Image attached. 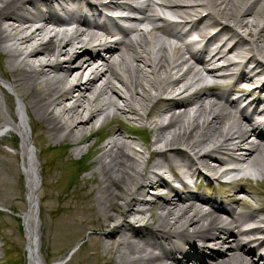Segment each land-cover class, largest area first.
I'll use <instances>...</instances> for the list:
<instances>
[{
	"label": "bare ground",
	"instance_id": "6f19581e",
	"mask_svg": "<svg viewBox=\"0 0 264 264\" xmlns=\"http://www.w3.org/2000/svg\"><path fill=\"white\" fill-rule=\"evenodd\" d=\"M165 1L167 8L163 6L162 12L174 15L177 6L171 8L168 2L177 0ZM201 1L187 2L199 6L203 4ZM207 4L213 6L211 9L215 13L228 18L223 30L233 29L238 33L242 28L251 36L255 47L245 49L225 37L226 44L219 54H212L213 50L205 52L201 67L199 62L185 58L189 45H180L170 39L168 35L172 30L166 24L162 26L163 34H153L150 39L144 34L139 49L130 42H124L129 47L128 52L116 53V47L112 46L109 55L102 56L105 64L99 66L91 51H84L82 56H74L70 51L76 42L84 41L83 37L92 36L94 31L72 30L64 26L49 32L47 23L36 24L35 16L30 18L27 15L25 0H0V72L22 99V103L17 101L16 111L11 95L7 97L5 94V104L0 95V108L6 121L14 116L20 119L16 128L20 131L23 155L27 161L31 211L26 232L34 264H42V242L38 241V227L35 225L39 206L36 198V170L39 165L29 142L24 109L35 116L40 132L46 131L54 143L70 140L77 144L74 149L77 154L83 153L84 139L110 121H117L122 126L131 121L141 122L142 126L152 130L153 141L142 148V144L136 143L133 137L124 135L122 126L112 127L108 131L109 138L91 161L95 164L91 169V180L95 185L90 189L86 186L87 190L79 195L87 200L88 206L79 209V218L74 216V223L79 230L90 225L100 230L93 239L95 247L107 257L103 263L176 264L178 259L173 248L184 253L178 264H253L248 255L264 257V250H259L264 239H258L253 232H244L246 236L236 237L235 245L228 244L235 224L238 226L247 217L256 221L255 212L234 214L231 209L232 219L224 218L203 210L201 205L190 198H182L177 192L172 193V190H158L155 195L149 190L154 186L167 187L166 176L170 175L184 183L190 169L193 173L199 169L191 155L197 156L201 166L216 177L240 174L238 169L228 166L237 162L248 164L251 170L243 171L241 176L234 178V182L257 181L256 175L264 177L262 131L254 124L251 129L244 116L232 114L230 108L237 101L230 99L231 88L226 85L227 91L225 88L212 89L229 77L226 76L232 60L229 58L237 53L244 54L246 62L253 60L257 63L258 55L264 60V0L253 6L250 0H207ZM183 12L189 11L184 9ZM210 12L206 11V14ZM204 18L202 16L200 20ZM159 27L155 24L154 31ZM216 33L208 41H214L221 31ZM48 36L50 38L45 41ZM239 42L242 45L244 40ZM256 48L262 55H256ZM63 56L68 58L65 63L60 60ZM222 58L227 61L222 68L225 72L217 67ZM243 65L246 66L245 63ZM256 71L255 68L246 71L240 67L238 80L254 81L258 76V72L253 74ZM261 86L264 89V83ZM164 93H174L172 98L180 96V99L164 101ZM250 94L254 96L252 103L256 107L264 100L260 87ZM247 95L243 93V96ZM153 102H156L154 107L160 103L154 108V116L149 111ZM137 106L141 107L143 115L138 113ZM251 133L259 139L252 144L249 139ZM12 138L19 140L16 134ZM177 144L185 145L189 152ZM163 146L170 148L163 150ZM209 159L218 164L210 165ZM6 179L0 177V184L4 185ZM245 191L252 192L248 188ZM0 202L4 206L2 198ZM63 209L61 205L51 203L46 211L56 218ZM62 223L66 225L68 220ZM150 233L154 235V241L150 239ZM160 237L172 238V248ZM196 237L217 246V250H212L211 258L188 254L185 243L189 244ZM38 248L39 255L35 254Z\"/></svg>",
	"mask_w": 264,
	"mask_h": 264
},
{
	"label": "rangeland",
	"instance_id": "374dc122",
	"mask_svg": "<svg viewBox=\"0 0 264 264\" xmlns=\"http://www.w3.org/2000/svg\"><path fill=\"white\" fill-rule=\"evenodd\" d=\"M16 96H12V98L14 99ZM21 97V96H20ZM19 98V97H18ZM20 99V98H19ZM28 128L31 129V125L29 127V124H27ZM108 129L105 128L101 131V134L98 136L93 135L92 137H90V139L87 141H85L86 146L88 145H92L95 142L99 143V139H97V137L101 136L104 133H107ZM97 139V141L95 140ZM135 141L139 142L142 144V148L143 146H145L144 140L141 138L138 139H134ZM132 141V139H131ZM5 146V147H3ZM1 146V150H0V156L3 157V159H7L11 164H15V157H14V149H12L11 147H7L6 145ZM45 147V146H44ZM139 148V146H138ZM86 149V148H85ZM43 167L42 170L40 171L42 176V179L44 181V190L48 191V193H52V195L54 196V193L62 190V187L65 186V181L62 180L61 181V174L58 173V170H60V167L62 164H64L62 161L63 159L66 158L65 156V151H56V150H46L45 148L43 149ZM96 153L91 154V156L89 158H91L93 160L94 155ZM87 158V160L89 159ZM89 159V161L87 162L84 161V163H89L92 160ZM86 163V164H87ZM66 165H68L66 163ZM58 166V167H57ZM72 167L73 171H78L79 173L82 171H79V169L81 168L79 166V164H77L76 166H70ZM71 171V170H70ZM88 173V172H87ZM87 173L83 174V176H85ZM3 176H7L10 180H11V176L6 175L2 170H0V177ZM56 179H55V178ZM57 181V183H56ZM88 186V188L90 189L91 186L95 185L92 184L89 180H86L85 182ZM12 188L15 189L16 192V188L14 187V183L13 185L7 184L5 182V184H0V196L4 195V193L6 194L7 191H10L9 194H12L14 191H12ZM50 200V197H49ZM44 202H49L46 200H44ZM76 218H79V211L77 213H73L72 215H69L68 212H64V214L59 215L57 217V221H59L57 223L56 229H54V234H55V239H52L50 237L49 232L51 233V231H49V229L46 227V223L48 221H50V214L46 213L45 217L43 218V222H44V226L46 227V231H49L46 235V240H45V244H44V253L46 255V257L48 258V264H57V263H62V264H102V252H100L98 250V248L95 247L94 245V239L92 236V241L90 246H87L86 251L84 252L85 256H81L80 257V253L78 252L74 255H68V250L70 251L73 243L76 239V237L78 235H80V233H78V225L76 223H74V216ZM50 219V220H49ZM63 220H68V223H66V225H63ZM8 224L7 226V230L9 231V235L11 236L12 240H14L16 243L18 244H22L24 239V233L22 230V226L16 224L13 221L7 220L6 222ZM76 226V227H73ZM95 236V235H94ZM101 253L99 255H96V253ZM105 253H108V250H104ZM19 256L20 253L18 252ZM53 254H55V256H53ZM83 257V260H81L80 258ZM55 258H57L58 260H55ZM107 260V257H106Z\"/></svg>",
	"mask_w": 264,
	"mask_h": 264
}]
</instances>
